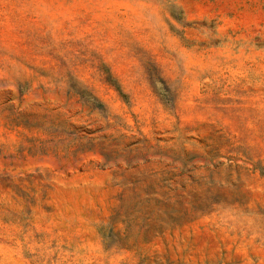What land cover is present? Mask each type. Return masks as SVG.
<instances>
[{"label":"rangeland","instance_id":"rangeland-1","mask_svg":"<svg viewBox=\"0 0 264 264\" xmlns=\"http://www.w3.org/2000/svg\"><path fill=\"white\" fill-rule=\"evenodd\" d=\"M0 264H264V0H0Z\"/></svg>","mask_w":264,"mask_h":264}]
</instances>
